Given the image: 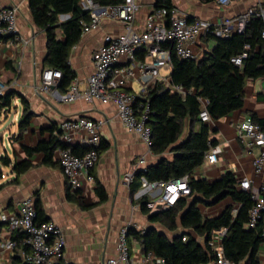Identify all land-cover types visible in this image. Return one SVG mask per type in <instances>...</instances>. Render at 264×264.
I'll return each mask as SVG.
<instances>
[{
	"label": "crops",
	"instance_id": "0c3cea01",
	"mask_svg": "<svg viewBox=\"0 0 264 264\" xmlns=\"http://www.w3.org/2000/svg\"><path fill=\"white\" fill-rule=\"evenodd\" d=\"M169 1L172 7L181 12L188 20L198 19L209 21L212 24L218 23L224 18H234L258 6L264 8V0H230L227 6L220 5L218 0ZM157 2L158 0H136L139 11L134 20V27L137 32L141 30L146 16L158 9ZM0 4L4 7L19 6L18 36L27 42V44H11L6 39L0 41V82L7 86L13 85L10 90L26 100L30 112L33 114L28 127L20 134L18 125L23 113L20 99L14 98L11 109L0 112V116L3 115L4 119L10 115L13 116L8 127L3 126L0 121V146L2 148L0 158L7 156L11 161L9 167L2 166V168L0 166V215L14 213L16 204L24 199H31L34 205L37 203L43 213L42 222L51 221L63 231L65 248L59 264H100L116 258L119 233L124 228H132L142 233L147 229H154L169 239L180 234V229L170 233L158 224H151L147 216L141 213L140 203L134 200L130 188L122 180L123 175L139 158H145V166L148 168L161 159L171 161L174 153L167 152L158 157L149 152L137 136L121 126L116 117V108L112 103H86L82 100L62 103L57 94L64 93H60L57 89L56 92L53 90L51 94H39L37 90L40 85L41 72L46 69L43 66L46 56L45 35L32 22L28 0H0ZM69 17L70 15L60 16L59 20L63 22ZM122 31L123 28L120 24L104 21L97 31L81 35L79 43L72 48L69 65L75 73V79L78 81V88L81 91L86 87V79L93 73L91 55L102 45L104 35L115 36ZM57 36L62 39L59 30ZM214 45V40L200 36L191 49L196 58H201ZM138 58L139 61L143 60L144 54L140 53ZM123 64L122 62L121 66ZM170 74L171 66L161 70L160 80L156 84L161 83L170 90L172 87ZM135 85L137 90L134 89ZM124 88L128 92L138 93L140 91L139 84L133 81H126ZM200 102V109L203 106L206 107L205 101L201 100ZM251 116L264 119V78L246 82L243 106L239 110L220 120H210V122L204 123L210 131L209 139L216 142L214 146L220 148L221 154L215 164H208L204 157L203 164L194 170L191 178L214 183L225 173H231L238 182V186L242 179L249 180L250 195L256 198L264 196V166L259 173H256L253 167V161L260 153V148H248L244 140L237 134V126ZM78 117L106 121L101 131V147L104 149L100 153L95 167L82 175L80 194L86 206L96 204L98 201L94 192L96 179L105 189L108 198L103 204L89 209L80 208L66 197L68 184L58 164L59 148L54 152L55 166L43 164L41 153L28 157L22 149V147L34 148L40 143L48 142L51 136H55L59 132L63 121ZM51 129H54L53 133H51ZM189 129V121H186L181 140L188 136ZM84 137L82 134L74 135L73 143L69 146L87 149V146L82 143ZM4 139L8 141L6 145ZM5 147L10 149L11 156L4 150ZM23 160L29 161L32 167L19 176L17 182H13L16 175L12 173V166L15 162ZM6 175L9 178L7 180L4 178ZM192 198L191 196L187 197L188 200ZM228 206H232L234 210L239 208V205L232 202L229 197L212 206L205 207L198 204L203 218L217 217ZM246 228H248L247 225ZM15 232H11L7 224L0 221V242L13 240ZM218 232L215 231L212 234L216 235ZM188 233L204 247L201 238L191 231ZM223 237L221 240L219 238L215 240L217 237L212 238L211 235L208 245L213 241V247L209 246L212 251L214 248H220L222 251ZM128 247L130 257L134 262L139 261L144 255L139 244L130 237ZM25 253L20 249H15L13 252H1L0 264H12L13 257L19 256L22 259ZM257 259L259 264H264V243L258 248Z\"/></svg>",
	"mask_w": 264,
	"mask_h": 264
},
{
	"label": "trees",
	"instance_id": "16d2710c",
	"mask_svg": "<svg viewBox=\"0 0 264 264\" xmlns=\"http://www.w3.org/2000/svg\"><path fill=\"white\" fill-rule=\"evenodd\" d=\"M92 1L102 7L120 2V0ZM79 3L80 0H28L32 22L46 38L43 66L61 72L62 78L57 85L60 93H65L75 79V73L69 65L70 52L81 39L82 23H88L90 20L89 13L83 12ZM156 7L171 8L172 5L169 0H158ZM64 15L70 17L60 22L59 17ZM263 29L262 20L253 17L243 34H233L225 39L205 36L214 40L215 45L201 58L195 60H182L175 55L170 44L164 46L170 51L171 85L180 86L187 94L182 97L171 93L161 83L155 84L149 90L148 125L152 138L150 150L154 156L160 157L167 152L174 153V156L171 161L161 159L155 165L146 168L145 173H138L130 186V193L134 194L138 189L140 176H144L149 182H169L188 176L193 198L191 200L180 198L168 210L153 214L145 207L147 198L140 202V211L147 216L151 224H158L170 233L179 229L181 231L169 239L154 229H147L142 233L128 228L127 238L130 237L137 242L143 254L151 252L171 264H211L215 261V255L208 241L213 232L226 229L222 239L223 256L233 264H259L257 252L264 241L259 229L246 228L248 213L254 204L250 194L239 189L238 182L231 173H225L214 183L195 180L190 176L203 164L209 148L216 144L214 140L209 139L208 126L198 118L201 110L200 101L207 103L206 111L212 121L220 120L243 106L246 82L264 78V40L261 39ZM58 30L62 39L57 36ZM245 46L249 48L245 49ZM243 53L246 54V58L241 60L240 65L234 64L232 59ZM17 97L23 106L18 125L21 134L33 117L26 100L12 90L7 91L0 97V112L10 110L12 100ZM251 118L264 133V119H257L255 116ZM186 121L190 124L189 134L181 140ZM53 131L54 129H51V133ZM58 148L69 149L77 157L83 156L87 151L84 148L65 145L56 136H51L48 142L40 143L34 148L22 147L28 157L41 153L43 164L49 166L56 165L53 157ZM103 149L100 146L99 153ZM0 164L9 167L11 161L4 156L0 158ZM31 167L32 164L27 160L15 162L12 173L16 175V179L13 182H17V178ZM94 192L98 201L90 206L84 204L80 190L71 191L68 186L66 197L80 208L89 209L103 204L108 198L105 189L96 179ZM227 197L239 205L237 210L228 206L217 217L203 218L198 204L212 206ZM35 209L38 221L42 222L43 213L37 203ZM189 231L203 240L204 247L188 233ZM22 238L23 234L19 231L12 237L17 244L16 250L27 252V248L21 244ZM182 238H186V241L183 242ZM12 264L24 263L19 256H15L12 258Z\"/></svg>",
	"mask_w": 264,
	"mask_h": 264
},
{
	"label": "built area",
	"instance_id": "2783aa9c",
	"mask_svg": "<svg viewBox=\"0 0 264 264\" xmlns=\"http://www.w3.org/2000/svg\"><path fill=\"white\" fill-rule=\"evenodd\" d=\"M230 0H218L222 6H227ZM80 8L90 15L88 23H82V35L95 32L104 21L115 22L122 26L123 31L118 35L106 34L102 38V45L91 55L93 73L86 79L84 90L78 88V81L74 79L66 93L57 94L62 103H73L82 100L86 103L99 102L100 104H114L116 117L121 126L137 136L151 152V130L148 125L150 108L148 101L149 90L160 80V71L171 66L170 51L164 48L170 44L175 55L182 60H195V53L191 46L200 36H215L229 38L233 34H243L251 18H260L264 25V8H252L234 18H224L212 24L203 20H188L176 8H159L147 15L141 30L136 31L134 20L139 11L136 0H120L119 3L102 7L92 0H81ZM19 6L4 7L0 4V41L9 40L11 44H27L18 36L17 15ZM264 40V29L261 34ZM245 46V49H248ZM144 59L139 61V54ZM246 58L243 53L232 59L236 65ZM122 62L124 63L122 66ZM62 75L58 70L46 68L40 76L39 94H51L57 89ZM126 81H133L140 86L138 93L128 92L124 88ZM13 88L0 82V97ZM171 93L185 97L186 91L180 86H172ZM56 92V91H55ZM202 123L210 122V117L203 106L198 115ZM104 120H92L86 117L65 120L56 133L57 139L65 145L73 143L74 135L82 134V143L87 151L81 157L71 153L69 149L58 150V164L71 191L81 189L82 175L90 172L97 164L100 153L102 127ZM237 134L248 148L259 147L260 153L253 161L254 171L259 173L264 166V133L251 118L243 120L237 126ZM221 150L218 146L210 147L205 156L208 164H215ZM145 158L141 157L123 175V183L130 188L138 173H145ZM241 191L250 192V182L242 179L239 182ZM250 194V193H249ZM191 196L189 177L169 182H149L144 176L139 178V189L133 194L136 202L145 198L148 200L145 207L150 214L166 211L174 206L180 198ZM253 206L248 213L247 227L259 229L264 241V196L250 195ZM0 221L7 224L8 229L23 234L21 244L27 248L23 255L24 264H59L64 255L65 238L62 229L51 221L39 222L34 202L24 199L16 204V211L12 214L0 215ZM128 228L120 231L114 259L100 264H171L153 253H146L141 259L134 262L130 257L127 238ZM226 229L220 230L212 238L221 240ZM219 240V241H220ZM185 242L186 238H182ZM213 241L209 243L212 246ZM13 240L0 242L1 252H13L16 249ZM215 261L211 264H233L224 256L220 248H214Z\"/></svg>",
	"mask_w": 264,
	"mask_h": 264
},
{
	"label": "rangeland",
	"instance_id": "374dc122",
	"mask_svg": "<svg viewBox=\"0 0 264 264\" xmlns=\"http://www.w3.org/2000/svg\"><path fill=\"white\" fill-rule=\"evenodd\" d=\"M134 89L137 90V86H136V85L134 86ZM12 117H13V116L10 115L8 118L4 119V116L1 115V116H0L1 124H3V126L6 125V127L10 126V120L12 119ZM3 141H4V144H5V145H6V143L8 142L7 139H4ZM0 150H2L1 146H0ZM4 150H6L7 153L9 154V156H11V153H9L10 149H9L8 147H5ZM0 166L2 167V165H0ZM3 167H4V166H3ZM3 167H2V168H3ZM6 173H7V171H6ZM6 173H5V174H6ZM4 178H5L6 180L9 179V178H8V175H6Z\"/></svg>",
	"mask_w": 264,
	"mask_h": 264
}]
</instances>
